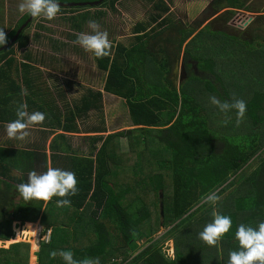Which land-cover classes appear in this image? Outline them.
<instances>
[{"label":"trees","instance_id":"1","mask_svg":"<svg viewBox=\"0 0 264 264\" xmlns=\"http://www.w3.org/2000/svg\"><path fill=\"white\" fill-rule=\"evenodd\" d=\"M145 1L152 6L156 26L148 30L145 22L137 23L130 46L117 43L108 57H95L98 69L106 73L104 92L125 101L138 128L94 138L101 147H96V160L86 159L87 165L75 167L78 192L67 197L71 205L57 207L61 197H53L44 209V201L18 202L13 178L7 175L12 165L6 159L12 153L0 148V239L14 237V221H37L41 216L42 234L48 229L52 233L49 242H41L39 264H65L59 255L63 250H71L77 261L98 259L99 264H227L229 252L239 249L238 226L257 227L264 221L263 40H247L210 26L197 31L198 23L189 28L169 17L171 0ZM109 2L115 9L119 0ZM246 3L212 0L209 12L226 4L244 8ZM87 12L78 14L88 18ZM23 23L6 36L5 45ZM28 27L18 39L19 49L30 43L24 34ZM169 45L176 46L173 57ZM14 46L0 52V122L17 118L10 105L26 103L30 113L46 116L43 124L33 127L46 130L54 124L53 131L77 133V119L102 109V92L89 90L76 104L68 102L62 88L52 87L53 95L36 66L40 60L25 49L24 62L17 64ZM182 52L187 69L191 61L203 75H193L177 87L172 65ZM211 96L222 102L233 97L245 100L242 123L236 125L235 110L222 112L211 104ZM57 98L64 101V109L57 106ZM122 138L129 141V154L121 153ZM211 193L219 196L215 204L204 202ZM213 210L230 216L232 228L216 246H209L199 233L213 220ZM34 224L25 223L23 232L17 227L30 242ZM161 227L169 230L155 240ZM144 236L147 245L141 248L138 240ZM168 237L175 242L174 257L163 249ZM29 254L28 242L0 247V264H29Z\"/></svg>","mask_w":264,"mask_h":264},{"label":"rangeland","instance_id":"2","mask_svg":"<svg viewBox=\"0 0 264 264\" xmlns=\"http://www.w3.org/2000/svg\"><path fill=\"white\" fill-rule=\"evenodd\" d=\"M98 0H60L59 2L65 4L71 3H87ZM110 0L104 2L100 6H93L92 8H84L81 11L72 12L67 9L64 12H59L55 19L48 21L43 18H34V21L27 25L28 27L24 34L29 37L30 43L27 44L26 50L35 55L36 59L44 61L48 66L41 67L48 69L42 71V82L50 83L52 87L61 89L63 84L61 79L67 77L71 79V82L65 80V87L69 94L66 96L69 100L71 98L72 104L79 103L82 96L88 93L89 90L94 92L103 93L102 111H90L87 120H84L83 128L80 130L89 131L105 129L106 132L99 133L104 137L109 134L118 133L122 131L132 130L137 127L133 126L129 110L125 101L115 95L104 93V86L106 81V73L100 71L97 67L95 56L88 51H85L80 45L76 44L77 34L81 32H91L89 27V21H96L100 30L107 31L109 34V40L112 45L116 46L117 43H122L125 46H130L132 39L135 36L133 33L134 27L139 22H145L148 25V30L156 26V21H152V6L145 0H119L115 5V9L111 8ZM166 3L169 0H164ZM170 18L176 22H181L185 26L197 27V23L200 25L197 31L210 26L217 31H224L226 34L232 36H239L245 39L261 38L264 42V0H247L246 7L243 9H237L233 7L220 6L218 11L211 13L209 8L212 0H171ZM2 13L5 14V0H1ZM88 11V18L84 15H79V12ZM75 17L76 21H71L68 18ZM27 18V17H26ZM25 18V19H26ZM24 19V20H25ZM29 18L23 23L19 24L24 26ZM84 24L83 22L85 21ZM163 18L159 20L162 21ZM246 24V22H249ZM78 24H81V29L76 28ZM39 35V38L35 40V34ZM14 39V38H13ZM12 39V40H13ZM11 40V41H12ZM10 41V42H11ZM9 42V43H10ZM9 43L5 46H8ZM161 43L155 44V47H160ZM18 54V61L22 60L25 49H19V44L14 46ZM171 51L170 55L173 57L176 46L169 45ZM183 55L179 58L177 63L173 62L172 65V77L175 79L177 87L193 75L202 76L200 71H192L187 69L184 72ZM15 105V104H13ZM64 109V108H63ZM98 144L97 147H101ZM121 153L123 155L129 154V141L127 138L120 139ZM82 146H78L77 149H81ZM98 148V149H99ZM82 150H85L84 148ZM13 183V182H12ZM16 186L15 183H13ZM36 204L37 202H33ZM42 217L40 216V220ZM26 223V222H25ZM25 223L16 220L14 221V231L19 232L17 227L22 228ZM37 224L39 223L36 222ZM42 224V220H41ZM38 226H40L38 224ZM44 227V225L42 224ZM40 228V227H39ZM42 228H40V241L43 235H41ZM169 229L164 227L160 228V231L155 235L154 239L158 240ZM33 231V230H32ZM20 232L12 237L11 240L6 241L1 239V243L6 246H11L16 242H28L30 243L29 264H36V257L38 250L33 251V244L25 238ZM36 237V236H35ZM33 240L38 244L37 238ZM38 237V236H37ZM147 236L141 237L138 240L139 245L145 247L147 245ZM164 251L170 256L175 255V242L169 237L164 241Z\"/></svg>","mask_w":264,"mask_h":264},{"label":"clouds","instance_id":"3","mask_svg":"<svg viewBox=\"0 0 264 264\" xmlns=\"http://www.w3.org/2000/svg\"><path fill=\"white\" fill-rule=\"evenodd\" d=\"M61 10L59 0H21L18 4L20 13L27 12L33 18H43L51 21L56 18ZM89 27L92 31L77 34L75 43L85 51L91 52L97 58L108 57L111 54L112 43L109 40L107 31L100 30L99 24L91 20ZM7 43L4 28H0V45ZM211 104L215 105L222 112L236 111V125L242 123L247 111V102L243 99L233 97L230 101H221L216 96H211ZM27 104L22 103L16 110V119L5 125L7 137L18 141H25L32 126L43 124L46 116L40 111H27ZM229 121H224L227 124ZM77 178L74 172L59 168L48 167L46 172L39 173L32 170L28 174L27 182L17 184L16 190L25 201L41 200L50 201L53 197H61L56 204L57 207L71 205L67 197L74 196L78 192ZM219 200L216 193H211L204 199L205 203L215 204ZM213 220L208 223L199 233V238L209 246H216L222 237L232 228V219L213 210ZM27 222V221H26ZM34 222V221H33ZM42 233V232H41ZM235 238L239 242V249L229 252L227 264H264V221L258 223L257 227L241 223L236 232ZM65 264H99V260L84 259L77 261L71 250H63L59 253ZM55 258L56 251L50 252Z\"/></svg>","mask_w":264,"mask_h":264},{"label":"crops","instance_id":"4","mask_svg":"<svg viewBox=\"0 0 264 264\" xmlns=\"http://www.w3.org/2000/svg\"><path fill=\"white\" fill-rule=\"evenodd\" d=\"M20 2L21 0H5V8H4L5 14H3L1 11L2 8H1V0H0V28H4L6 36L9 35V33H11L15 28H17L19 23L28 15L27 12L22 14L18 11V4ZM17 44L18 42L15 45ZM22 62L24 61L17 60V64H21ZM36 66L39 67L41 71L48 70L41 68L44 66H48V64H46L44 61H40V65H36ZM65 80L71 82V79H67V77L60 80L64 88H66ZM21 84L22 83L20 82V85ZM46 87L49 88L50 92L53 95L56 94L52 89V85H50V83H46ZM64 92H65V96L69 94V92L66 89L64 90ZM57 100H58L57 106L62 109L64 101H60L58 98ZM70 100L71 98L69 97L68 102L72 103ZM10 107H13L14 109L17 110L16 105L14 106L10 105ZM88 117L89 115H86L82 119H77L76 123L74 124V127H77V131H78L77 133H66L61 130L53 131L54 124L52 128L49 126L46 130L44 128L32 126L28 129V131L30 132V136L25 141L9 139L6 133V128H5L6 124L0 122V148L9 149L11 150L10 152L12 153L10 154V157L6 159V162L12 165L10 172L7 174L9 175V177L11 176L13 178L11 181L16 185L20 183H25L27 182L28 174L30 171L36 170L39 173H43L47 171L48 167L68 170L75 173L76 170L78 169L75 168L76 166L81 167L87 165L86 159H89L90 161L96 160V154L98 152L96 147L98 144H100V142L97 143L94 140V138L100 135L99 133H97L99 130L98 131L91 129L89 131L80 130V128L81 129L83 128L82 125L83 121L87 120ZM100 131L102 132L106 130L101 128ZM59 134H64L66 136V139L62 140L56 138V136ZM78 146H82V148L77 149ZM83 148L85 150H82ZM33 152L35 154H30ZM36 153H41L45 156ZM82 161L84 163L83 165H81ZM96 165L97 164L95 162V166ZM2 178H3L2 175H0V181H3ZM17 201L28 202L25 201L23 197L20 196L19 193L17 194ZM39 201L41 200H32L31 203L33 202L38 203ZM46 204L47 202L43 203L42 206L43 209L46 207ZM38 221H39L38 224L40 226H38L37 233L39 234L40 228L42 229L45 228V226L44 227L42 226L40 218L34 222L33 221H27V222H32L36 224V222ZM31 243H32V234H31ZM37 246L39 245L35 244L33 246V251H36Z\"/></svg>","mask_w":264,"mask_h":264},{"label":"water","instance_id":"5","mask_svg":"<svg viewBox=\"0 0 264 264\" xmlns=\"http://www.w3.org/2000/svg\"><path fill=\"white\" fill-rule=\"evenodd\" d=\"M107 1H108V0H98V1H94V2L78 3V4H76V3L65 4V3L60 2V4H61V7H63V8H69V7H87V6L93 7V6H100V5H102L104 2H107ZM33 20H34V18L30 16V19L27 21V23H26L24 26H22V27L18 30V33H17V35L14 37V39L9 43L8 46H4V47H2V48L0 49V52H3V51H5V50H8V49L12 48V47L18 42V39H19V37H20V35H21L23 29H25V28L27 27L28 24H30L31 22H33ZM249 23H250V21H249V22H246V24H249ZM17 234H18V233L16 232L15 235H14V237H15ZM13 243H14V242H13ZM13 243H12V244H13ZM38 245H39V246H38V248H39L38 253H39V252L41 251V244L38 243ZM0 247H9V246H6L4 243H1V239H0ZM35 257H36V259H37V260H36V264H39V262H40V256H39V255H36Z\"/></svg>","mask_w":264,"mask_h":264},{"label":"built area","instance_id":"6","mask_svg":"<svg viewBox=\"0 0 264 264\" xmlns=\"http://www.w3.org/2000/svg\"><path fill=\"white\" fill-rule=\"evenodd\" d=\"M51 233H52L51 229H48L45 234L41 233V235H43L41 241H40V233H39L37 237L38 243L41 244L42 241L49 242L51 240Z\"/></svg>","mask_w":264,"mask_h":264},{"label":"bare ground","instance_id":"7","mask_svg":"<svg viewBox=\"0 0 264 264\" xmlns=\"http://www.w3.org/2000/svg\"><path fill=\"white\" fill-rule=\"evenodd\" d=\"M38 224L36 223L35 224V227H34V230H33V233H32V244H33V246L35 245V244H37L34 240H33V238L35 237V238H37V236H38Z\"/></svg>","mask_w":264,"mask_h":264},{"label":"flooded vegetation","instance_id":"8","mask_svg":"<svg viewBox=\"0 0 264 264\" xmlns=\"http://www.w3.org/2000/svg\"><path fill=\"white\" fill-rule=\"evenodd\" d=\"M237 9H243V8H237ZM183 56H184V55H183ZM187 63H188V65L191 64V66H190L191 69H190V70H192V71H193V70H194V71H197L196 68L193 66V62L188 61ZM183 64H184V72H185V71L187 70V66H186L185 63H184V60H183ZM61 80H62V79H61Z\"/></svg>","mask_w":264,"mask_h":264}]
</instances>
